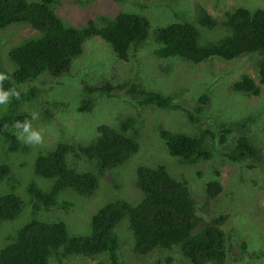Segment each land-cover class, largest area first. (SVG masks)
<instances>
[{
	"label": "trees",
	"instance_id": "16d2710c",
	"mask_svg": "<svg viewBox=\"0 0 264 264\" xmlns=\"http://www.w3.org/2000/svg\"><path fill=\"white\" fill-rule=\"evenodd\" d=\"M58 1L0 0V30L25 24L39 33L36 39L23 40L8 51L7 59L12 70L5 72L9 79L0 82L5 90L15 87L19 92L21 85L37 80L42 74L52 79L64 77L72 60L81 56L83 41L87 39H101L110 46L116 60L127 63L129 52L135 54L150 36L149 22L132 13H120L103 27L93 24L82 29L67 27L51 11L50 6ZM250 6L239 5L226 13L224 20L212 18L199 8L197 18L188 16L186 20L157 29L151 38L157 44L153 55L159 60H178L188 66L212 59L229 62L258 56L260 85L243 74L228 86V90L245 98L258 96L260 87L264 86V7H254L252 2ZM194 18L196 21L191 22ZM203 30L220 31L225 37L202 44ZM0 63L3 65L1 58ZM134 90L129 82L106 83L95 89L107 97L118 92L133 96ZM135 94L136 107L182 111L193 132H169L159 126L157 136L162 153L154 150V157L148 154L152 160L150 165H146L145 153L140 151L139 136L129 134L131 125L123 122L115 126H98L97 136L90 144L58 143L53 149L39 154L32 165L35 178L29 179L27 196L0 195V224L14 221L25 207L31 211L26 224L5 236V244L0 249V264H50V260L57 264H86V260L94 264H127L156 250H176L178 254H173H177V259L181 257L189 264L226 262L225 235L218 228L225 215L210 222L198 215V211L209 210L222 193L223 188L217 180L219 173L213 169V177L204 183L201 193H193L184 171L172 170L161 157L173 159L177 168H191L201 176L202 169L198 164L210 161L213 151L229 162L242 163L258 161L263 146L257 145L248 135L250 127L244 122L212 126L201 123L197 115L202 110L199 105L209 102L206 95L193 100L194 115L174 103L172 95L142 89ZM90 110L91 102L83 101L76 112ZM26 117L30 119L28 114L12 111L0 115V145L8 146L11 151L20 148L13 133L23 130H6L5 125L11 129L14 121L23 122ZM134 158L139 160L130 169L127 166ZM118 167L125 171L129 169L126 171L128 184L137 198L127 199L123 195L125 183L116 180ZM8 177L9 168L0 165V182ZM102 177H107L109 185L119 192V199L101 204L102 207L96 209L90 219L88 236L69 234L63 218L55 221L37 219L39 211L50 207L67 214L73 207L69 198L74 195L90 198ZM124 226L132 235V244L131 249L122 251L119 231ZM125 251L130 254L124 262L128 254ZM162 254L156 256V264ZM166 258H162L166 264L172 262L170 256Z\"/></svg>",
	"mask_w": 264,
	"mask_h": 264
},
{
	"label": "rangeland",
	"instance_id": "374dc122",
	"mask_svg": "<svg viewBox=\"0 0 264 264\" xmlns=\"http://www.w3.org/2000/svg\"><path fill=\"white\" fill-rule=\"evenodd\" d=\"M251 2L254 7H264V0H59L52 4L51 11L67 27L82 29L89 24L103 27L120 13H132L149 22L150 36L135 54L133 51L129 52L127 63L116 60L110 46L101 39H87L83 41L81 56L72 60L67 75L52 79L42 74L37 80L19 87V99L9 97L8 103L0 105V115L6 111L28 115L37 113V118L31 120V128L41 135V142L38 144L24 143L23 139L29 133L15 132L20 146L17 151L0 145V165L9 168V177L0 182V195L14 193L26 197L27 188L31 184L29 179L35 178L32 165L39 154L53 149L58 143H73L76 146L90 144L97 136L96 129L100 125L130 123L128 133L139 136L140 151L145 153L146 165H150V156H155L152 152L157 150L162 153V145L157 136L159 126L169 132L186 134L193 132V127L182 111L136 107L133 100L135 93L142 89L172 95L174 103L194 115L193 100L206 95L209 102L199 105L202 109L197 115L199 121L205 126L244 122L250 127L248 135L257 145L263 146L260 159L232 163L213 151L210 161L198 164L202 169L201 176L196 175L191 168H177L178 165L173 163V159L161 157L162 162L168 164L172 170L184 171L190 189L198 194L216 170L219 173L217 180L223 188L222 193L209 210L198 211V215L209 222L225 215L226 218L218 226L225 235L224 264H264V86L260 87L258 96L248 98L228 90V86L243 74L260 85L257 78L259 57H244L229 62L212 59L188 66L178 60L156 58L153 52L157 44L151 39L159 28L186 20L188 16H198L199 8L212 18L224 20L226 13L239 5L251 7ZM196 18L191 22H195ZM38 36L39 33L25 24L10 25L0 30V58L3 62V65L0 63V72L12 70L7 59L11 48L23 40L36 39ZM224 37L225 34L220 31L203 30L200 41L204 44L220 41ZM124 82L134 86L133 96L118 92L115 96L107 97L102 91H95L106 83L114 85ZM83 101L91 102V110L77 113ZM18 135L20 138H17ZM138 160L132 159L127 167L133 169L134 162ZM126 171L116 168V180L125 183L123 195L127 199H135L137 195L128 184L129 176ZM106 178L98 179L97 189L90 198L71 196L69 201L73 207L67 214L50 207L46 211H39L37 219L55 221L63 218L69 234L88 236L90 219L96 209L101 204L103 206L119 199V192L109 185ZM30 218V208L25 207L14 221L0 224V249L5 244V236L22 227ZM119 233L121 250L131 249L130 231L124 226ZM243 244L245 247H242ZM125 252L128 254L124 262L130 254ZM174 252L178 254L176 250H156L138 259L139 261L131 260L127 264H156L155 258L161 253L163 254L158 264H166V256H170L172 260L169 264H189L181 257L178 260ZM50 264L57 263L50 260ZM86 264L94 263L86 260Z\"/></svg>",
	"mask_w": 264,
	"mask_h": 264
},
{
	"label": "clouds",
	"instance_id": "9594fccd",
	"mask_svg": "<svg viewBox=\"0 0 264 264\" xmlns=\"http://www.w3.org/2000/svg\"><path fill=\"white\" fill-rule=\"evenodd\" d=\"M9 79L8 74L4 72H0V82L7 81ZM13 97L19 99V92L15 89V87H10L7 90L3 88L2 84H0V105L6 104L9 101V97ZM37 118V113L33 112L30 114V119L26 117L23 122L21 121H14L12 123L11 129L7 128L5 125L6 130H12L20 128L25 132H28L29 135L23 139L24 143H40L41 142V135L39 132L33 130L31 128V120H35ZM16 134V133H13ZM17 138H20L18 135Z\"/></svg>",
	"mask_w": 264,
	"mask_h": 264
}]
</instances>
